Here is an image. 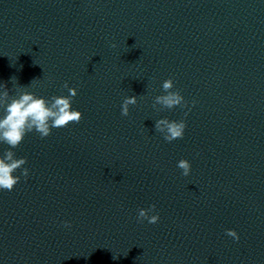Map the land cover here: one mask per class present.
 Returning a JSON list of instances; mask_svg holds the SVG:
<instances>
[{
    "label": "clouds",
    "instance_id": "clouds-1",
    "mask_svg": "<svg viewBox=\"0 0 264 264\" xmlns=\"http://www.w3.org/2000/svg\"><path fill=\"white\" fill-rule=\"evenodd\" d=\"M63 87L68 89V96H52L50 99L38 97L26 88L18 90L15 96H10L7 90L0 92V108H3L5 113L0 117V143L9 146V150L0 156V189L11 191L20 180V176L13 173L22 169L27 161L26 158H16L11 149L17 148L27 133L36 131L44 138L51 134L53 128H63L72 122L79 123L82 119V113L72 109V100L77 95L76 88H69L67 82ZM173 88V80H165L162 84L165 94L155 97L153 107L160 105L162 108L172 109L176 106H185L183 96L179 91H173ZM136 103V96L126 97L121 105V115L128 116L129 106ZM185 128L186 123L183 120L170 121L164 118L155 122V131L161 133L167 142L182 139ZM177 167L182 170V175H189L191 164L188 160H179ZM21 175L27 178L28 169L23 168ZM155 209L154 204L147 209H139L137 221L147 220L149 224H156L159 221V214L149 215L154 213ZM64 226L70 227V224L65 221ZM226 235L239 240L235 230H226ZM112 258L115 260L119 257Z\"/></svg>",
    "mask_w": 264,
    "mask_h": 264
}]
</instances>
